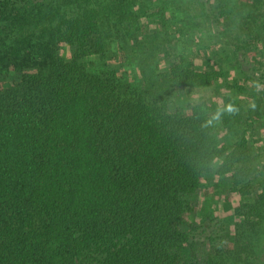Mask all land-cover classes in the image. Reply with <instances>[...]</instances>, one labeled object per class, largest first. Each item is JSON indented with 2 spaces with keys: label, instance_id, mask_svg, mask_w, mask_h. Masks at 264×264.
I'll use <instances>...</instances> for the list:
<instances>
[{
  "label": "trees",
  "instance_id": "obj_1",
  "mask_svg": "<svg viewBox=\"0 0 264 264\" xmlns=\"http://www.w3.org/2000/svg\"><path fill=\"white\" fill-rule=\"evenodd\" d=\"M149 1L0 0V75L19 77L0 86V264H264V173L243 114L234 97L215 115L206 102L222 73L178 63L156 80L139 67L148 82L128 92L91 61L120 42L116 18L140 2L144 16ZM255 1L229 11L215 0L207 18L233 15L264 45ZM176 88L193 105L172 113ZM209 174L240 203L228 225L200 213L192 227Z\"/></svg>",
  "mask_w": 264,
  "mask_h": 264
},
{
  "label": "rangeland",
  "instance_id": "obj_2",
  "mask_svg": "<svg viewBox=\"0 0 264 264\" xmlns=\"http://www.w3.org/2000/svg\"><path fill=\"white\" fill-rule=\"evenodd\" d=\"M214 1L152 0L148 2L147 9H143L144 16H140L139 10L143 7L140 2L133 9L130 19H122V25L117 23L116 18L115 30L121 31L123 38L119 36L120 42L119 38L110 39L108 57H97L91 61L95 62L94 67L118 70L117 75L120 79L124 77L127 82L128 92L148 82L141 78L139 67L156 80L165 78L171 67L178 63L190 64L202 72H221L222 79L210 88L206 99L208 107L215 115V109L221 108L224 96L236 99L243 114V129L256 162L255 177L263 176L264 87L259 83V76L253 74L251 77L250 73L259 68L256 61L264 64V45L259 44V36H254L251 42L245 38L247 26H241L239 30L237 25L244 22L234 19L233 15L226 19L215 17L212 23L207 17L212 12ZM218 1V4L231 11L235 5L246 4L248 0ZM251 3L257 8L258 14L264 12V0ZM237 32L240 34L235 41L233 39ZM119 44L124 51H121ZM62 52L69 56L68 48L64 47ZM18 81L17 74L0 75V86L7 87ZM166 96L168 110L172 113L181 106L190 108L193 105L191 101L182 100V88H176L173 93H166ZM226 146L230 148L231 142L226 141ZM191 202L196 210L187 218L192 227L196 223H203L198 215L200 213L228 225L230 213L227 207L237 206L240 198L224 178L219 180L209 174L205 175L204 188L192 195ZM198 250L197 255L201 256Z\"/></svg>",
  "mask_w": 264,
  "mask_h": 264
}]
</instances>
